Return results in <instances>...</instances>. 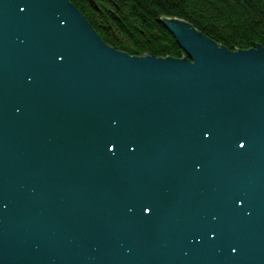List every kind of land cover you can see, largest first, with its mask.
Segmentation results:
<instances>
[{
    "label": "water",
    "instance_id": "obj_1",
    "mask_svg": "<svg viewBox=\"0 0 264 264\" xmlns=\"http://www.w3.org/2000/svg\"><path fill=\"white\" fill-rule=\"evenodd\" d=\"M161 24L184 57L0 0V264H264V47Z\"/></svg>",
    "mask_w": 264,
    "mask_h": 264
},
{
    "label": "trees",
    "instance_id": "obj_2",
    "mask_svg": "<svg viewBox=\"0 0 264 264\" xmlns=\"http://www.w3.org/2000/svg\"><path fill=\"white\" fill-rule=\"evenodd\" d=\"M69 1L103 42L132 56H185L163 18L182 19L230 51L264 47V0Z\"/></svg>",
    "mask_w": 264,
    "mask_h": 264
}]
</instances>
